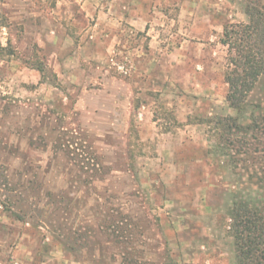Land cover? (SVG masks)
Listing matches in <instances>:
<instances>
[{
  "label": "rangeland",
  "instance_id": "obj_1",
  "mask_svg": "<svg viewBox=\"0 0 264 264\" xmlns=\"http://www.w3.org/2000/svg\"><path fill=\"white\" fill-rule=\"evenodd\" d=\"M250 6L0 0V264H236L262 164L208 120L238 116L222 38Z\"/></svg>",
  "mask_w": 264,
  "mask_h": 264
},
{
  "label": "trees",
  "instance_id": "obj_2",
  "mask_svg": "<svg viewBox=\"0 0 264 264\" xmlns=\"http://www.w3.org/2000/svg\"><path fill=\"white\" fill-rule=\"evenodd\" d=\"M246 13L249 22L226 25L222 38L228 48L226 100L238 116L210 119L208 123L215 126L224 145V155L231 156L233 162L243 155L254 164L261 162L263 173L258 185L263 189L264 109L252 104L250 98L264 78V6H250ZM248 113L250 123L245 125L240 118ZM228 216L231 220L228 235L233 239L236 264H264V200L249 201L235 196Z\"/></svg>",
  "mask_w": 264,
  "mask_h": 264
}]
</instances>
